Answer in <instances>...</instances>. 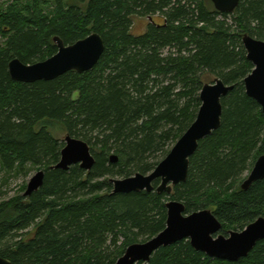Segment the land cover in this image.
<instances>
[{
  "label": "trees",
  "instance_id": "obj_1",
  "mask_svg": "<svg viewBox=\"0 0 264 264\" xmlns=\"http://www.w3.org/2000/svg\"><path fill=\"white\" fill-rule=\"evenodd\" d=\"M135 17L148 18L141 35L132 33ZM93 33L105 51L91 71L32 84L11 78L13 59L43 62L58 52L56 37L73 45ZM245 35L264 41V0H240L232 14L211 0L0 6V167L45 173L31 196L0 202V256L12 264H116L129 246L165 230L172 200L186 214L211 210L224 235L264 217V179L242 189L264 156V114L244 83L254 70ZM210 77L234 89L222 99L221 127L190 158L186 182L170 195L157 192L160 181L151 193L113 194L112 179L149 175L167 157L195 122ZM58 129L90 146V171L54 168L65 147ZM138 264H264V240L237 262L212 259L183 240Z\"/></svg>",
  "mask_w": 264,
  "mask_h": 264
},
{
  "label": "water",
  "instance_id": "obj_2",
  "mask_svg": "<svg viewBox=\"0 0 264 264\" xmlns=\"http://www.w3.org/2000/svg\"><path fill=\"white\" fill-rule=\"evenodd\" d=\"M211 2L218 12L232 14L238 8L240 0H211ZM54 41L58 46V52L46 61L26 65L19 59H13L9 63L11 78L16 82L32 84L38 81H53L72 71L84 74L99 63L105 51L104 40L97 33L73 45H65L59 37ZM243 46L249 61L254 65L253 72L244 82L246 93L261 106L264 114V41L245 35ZM233 89V86H227L220 79H216L213 84L204 85L200 94L202 106L195 122L167 157L149 175L136 174L126 179H112L113 194L143 191L151 193L155 189L154 183L160 181L157 192L170 195L174 187L186 182L190 158L197 151L199 143L221 127L222 99ZM64 142L61 159L54 168L67 171L72 166L80 165L82 169L90 171L95 163L90 146L70 135L65 137ZM117 160V157H111L112 162L115 163ZM44 178V171H39L30 180L24 196H31L38 191L43 186ZM263 179L264 156H261L242 184V189L248 190L254 183ZM166 208L165 230L145 243L129 246L116 264L148 263L161 248L183 240L190 241L196 251L212 259L237 262L246 258L257 243L264 240V217L259 218L243 231H231L225 236L220 234L222 224L211 210L205 209L186 214L184 204L174 200L168 202ZM0 264L12 263L0 256Z\"/></svg>",
  "mask_w": 264,
  "mask_h": 264
},
{
  "label": "rangeland",
  "instance_id": "obj_3",
  "mask_svg": "<svg viewBox=\"0 0 264 264\" xmlns=\"http://www.w3.org/2000/svg\"><path fill=\"white\" fill-rule=\"evenodd\" d=\"M10 0H0V6L5 5ZM156 23H162V19L159 17L154 18ZM148 18H134L132 33L134 35H141L146 32L148 26ZM2 40L0 38V46ZM214 77L208 78V83L213 84L215 81ZM67 136L66 133H63L60 129L56 131V137L65 139ZM39 172V170H33L27 168L22 172H7L1 169L0 167V202L10 199L18 194L24 195L30 180ZM250 174V173H249ZM248 174V175H249ZM25 190L23 191V189ZM224 235V234H223ZM228 236V235H225Z\"/></svg>",
  "mask_w": 264,
  "mask_h": 264
},
{
  "label": "flooded vegetation",
  "instance_id": "obj_4",
  "mask_svg": "<svg viewBox=\"0 0 264 264\" xmlns=\"http://www.w3.org/2000/svg\"><path fill=\"white\" fill-rule=\"evenodd\" d=\"M220 234H222V233L220 232Z\"/></svg>",
  "mask_w": 264,
  "mask_h": 264
}]
</instances>
